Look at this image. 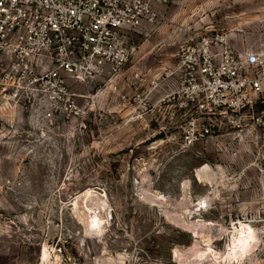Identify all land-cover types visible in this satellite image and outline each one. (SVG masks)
Instances as JSON below:
<instances>
[{
  "label": "rangeland",
  "instance_id": "374dc122",
  "mask_svg": "<svg viewBox=\"0 0 264 264\" xmlns=\"http://www.w3.org/2000/svg\"><path fill=\"white\" fill-rule=\"evenodd\" d=\"M194 34L264 53V0H171L129 30L119 73L70 79L71 103L39 101L0 61V264H179L176 251L198 264L207 241L224 254L216 264H264V97L237 113L197 110L179 66ZM194 117L214 133L187 145ZM240 220L259 243L235 258Z\"/></svg>",
  "mask_w": 264,
  "mask_h": 264
},
{
  "label": "built area",
  "instance_id": "2783aa9c",
  "mask_svg": "<svg viewBox=\"0 0 264 264\" xmlns=\"http://www.w3.org/2000/svg\"><path fill=\"white\" fill-rule=\"evenodd\" d=\"M171 0H0V61L5 77L33 86L39 101H68L70 79L117 74L130 61L131 29L155 23ZM180 59L190 98L204 115L254 109L264 97V53L233 50L225 36L192 35ZM188 75V76H187ZM57 110H50L53 116ZM230 120V117H228ZM255 125L264 134V108ZM196 117L183 126V142L214 133Z\"/></svg>",
  "mask_w": 264,
  "mask_h": 264
},
{
  "label": "bare ground",
  "instance_id": "6f19581e",
  "mask_svg": "<svg viewBox=\"0 0 264 264\" xmlns=\"http://www.w3.org/2000/svg\"><path fill=\"white\" fill-rule=\"evenodd\" d=\"M204 167L207 168L206 166H204ZM205 168H200V170L198 169L197 174H198L199 177H201V174H202L201 173V169H204L203 171H205ZM103 205H105V204L102 201L101 206L103 207ZM201 222H202V220H198L196 223L199 224ZM203 222H204V220H203ZM206 223L207 224H212V225L214 224L213 222H209V221L206 222ZM197 224L195 226H198ZM188 226L191 227L192 224L191 225H188ZM193 229H196L195 231H198L196 227H193ZM98 232L99 231H98V228L97 227L91 228V231H89V233H92V234H97ZM234 232H237V233L234 235V237L232 239L233 240V243L230 244V248L233 250V252H232L233 254L232 255L235 258L236 257H240V256H242L244 254H247V252H250L251 249L252 248L254 249L255 248L254 246H256V244L259 243L258 242V240H259V238H258L259 234L257 236V229L252 224H250L248 222H243V221L240 220L239 221V225H234ZM206 239H208V238H206ZM196 245H200L199 244V241H197L195 243V246ZM219 251L220 250H216L215 248L211 247L210 246V243L207 241L206 242V247L204 248V250L197 251V252H200L198 264H204V263H207L208 264V262H210L209 264H216V263L220 262L222 259H224V254H220L221 251L220 252ZM49 255H50V250L47 247V245L45 244L43 246L42 250H41V259H42V261L44 263H46V261H47V263L50 262ZM175 255L177 257V260H178L179 264H187L188 263V260L186 258H183V259L181 258L182 257V254L179 251H176L175 252ZM126 258H127V256L125 257V259Z\"/></svg>",
  "mask_w": 264,
  "mask_h": 264
}]
</instances>
